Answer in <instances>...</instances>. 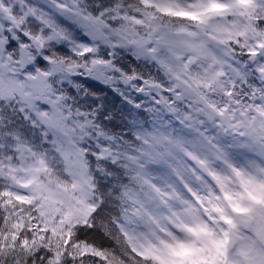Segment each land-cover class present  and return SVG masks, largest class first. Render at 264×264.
Returning <instances> with one entry per match:
<instances>
[{
	"label": "snow or ice",
	"instance_id": "6c2138e0",
	"mask_svg": "<svg viewBox=\"0 0 264 264\" xmlns=\"http://www.w3.org/2000/svg\"><path fill=\"white\" fill-rule=\"evenodd\" d=\"M0 264H264V0H0Z\"/></svg>",
	"mask_w": 264,
	"mask_h": 264
}]
</instances>
